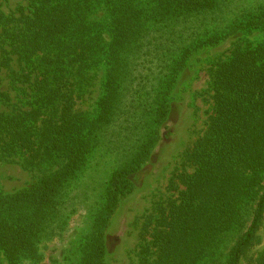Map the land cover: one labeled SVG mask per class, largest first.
Wrapping results in <instances>:
<instances>
[{
    "label": "trees",
    "instance_id": "1",
    "mask_svg": "<svg viewBox=\"0 0 264 264\" xmlns=\"http://www.w3.org/2000/svg\"><path fill=\"white\" fill-rule=\"evenodd\" d=\"M29 1V12L17 19L0 12V71H9L11 87L19 82L31 89L29 108L17 107L0 76V162L20 157L23 168L47 164L52 170L0 192V251L9 264L42 259L40 242L66 229V187L106 140L118 158L77 240L74 264H108L107 231L159 140L178 73L198 49L264 31V1L246 7L238 0ZM229 7L230 16H220ZM99 8L105 23L94 18ZM13 57L19 70L11 67ZM99 66L95 113L75 110L76 86ZM209 75L207 126L180 155L193 170L175 171L170 186H181L178 196L155 202L144 217L137 264H241L260 242L264 43L236 46ZM248 263L264 264V247Z\"/></svg>",
    "mask_w": 264,
    "mask_h": 264
},
{
    "label": "rangeland",
    "instance_id": "2",
    "mask_svg": "<svg viewBox=\"0 0 264 264\" xmlns=\"http://www.w3.org/2000/svg\"><path fill=\"white\" fill-rule=\"evenodd\" d=\"M238 1L236 4L246 7L264 0ZM29 10V0H0V12L10 19H17L20 14L28 13ZM227 12L230 16V7L224 9L220 16H224ZM94 18L100 23H105V11L99 8ZM12 24L13 21L10 26ZM207 24L210 27V20H207ZM103 36L106 40V32ZM256 42L264 43V31L228 37L217 45L196 50L178 73L171 90L168 116L159 127V140L152 148L147 163L133 175L135 189L120 202L107 231L108 264H137L138 232L144 217L151 213L155 202H165L178 196L181 186L177 190L171 189L170 186L175 171L193 170L192 167L183 164L180 155L203 134L207 126L212 107L210 69L216 61L226 59L236 46L243 47L247 43ZM11 67L19 70L15 57ZM24 71L27 69L25 68ZM0 76L1 89L9 93L11 102L22 109L29 108L27 105L31 94L29 83L17 82L13 88L10 85L8 70L2 69ZM102 76L103 67L99 66L90 70L79 81L74 94L75 110L87 112L89 115L95 113L96 103L102 94ZM0 109L5 107L2 106ZM116 129L115 125L111 132L115 133ZM112 138L115 136L110 137L109 140L113 141ZM116 153L113 144L106 140L93 149L83 170L66 187L64 212L68 216V221L63 235L40 242L42 259L38 263L23 260L20 264H74L77 258V240L88 229L91 209L100 200L106 182L115 167V160L118 158ZM20 160V157H15L13 161L0 162L1 193H12L52 170L47 164L26 169L22 167ZM258 234L259 244L251 248L241 264H249L248 259H254L264 247V221ZM0 264H9L1 251Z\"/></svg>",
    "mask_w": 264,
    "mask_h": 264
}]
</instances>
